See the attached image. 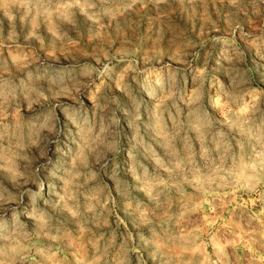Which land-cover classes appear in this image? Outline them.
Masks as SVG:
<instances>
[{"label": "rangeland", "instance_id": "rangeland-1", "mask_svg": "<svg viewBox=\"0 0 264 264\" xmlns=\"http://www.w3.org/2000/svg\"><path fill=\"white\" fill-rule=\"evenodd\" d=\"M28 7L0 0V70L63 81L73 60L91 77V135L107 178L89 195L112 199L79 225L28 235L22 264H93L105 248L117 264L122 233L135 236L139 223L144 236H164L159 218L166 264H264V125L251 118L252 103L264 107V0H139L128 24L76 33L9 21ZM58 186L29 196L46 201ZM129 255L136 264L134 254L121 264Z\"/></svg>", "mask_w": 264, "mask_h": 264}, {"label": "clouds", "instance_id": "clouds-1", "mask_svg": "<svg viewBox=\"0 0 264 264\" xmlns=\"http://www.w3.org/2000/svg\"><path fill=\"white\" fill-rule=\"evenodd\" d=\"M6 2L18 8L29 5L23 13L13 14L9 10L6 15L10 22L20 15L22 20L54 23L66 32L76 33L84 29L106 31L105 26L115 30L128 24L139 0ZM63 64L64 61H59L55 66L59 68ZM67 65L72 70L63 81L39 80L8 68L0 70V264H22L30 259L31 248L25 243L28 235H43L53 230L60 233L65 225H79L89 216L95 218L97 208H106L112 199L108 196L103 204L99 200L93 204L95 197L89 195L91 184L105 183L107 178L103 160L95 158L96 140L91 135L95 121L86 102L91 77L81 76L76 61L69 60ZM65 106L71 110L68 115L63 111ZM252 109L251 118L264 125V107L252 103ZM55 181L60 186L46 201L38 202L29 196L35 190L43 192ZM122 210L117 205L111 211ZM159 219L164 236L155 231L150 238L144 236L139 223L135 225V236L122 233L123 243L114 257L117 264H121L119 257L124 254H134L136 264H149V261L166 264L165 257L168 261L172 259L173 251L165 241L169 229L163 227L164 218ZM103 239L101 236L92 241L97 252ZM107 244L113 246L111 241ZM104 252L93 264H100L101 260L109 264L107 248ZM128 264H132L131 255Z\"/></svg>", "mask_w": 264, "mask_h": 264}]
</instances>
